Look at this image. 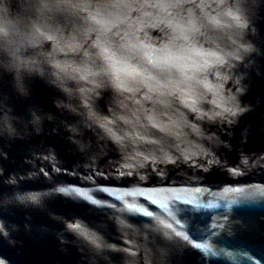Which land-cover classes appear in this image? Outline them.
I'll return each instance as SVG.
<instances>
[{
	"label": "water",
	"instance_id": "1",
	"mask_svg": "<svg viewBox=\"0 0 264 264\" xmlns=\"http://www.w3.org/2000/svg\"><path fill=\"white\" fill-rule=\"evenodd\" d=\"M0 264H264V0H0Z\"/></svg>",
	"mask_w": 264,
	"mask_h": 264
}]
</instances>
